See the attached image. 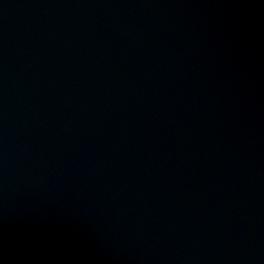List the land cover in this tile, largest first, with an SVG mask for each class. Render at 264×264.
Listing matches in <instances>:
<instances>
[{
    "label": "water",
    "instance_id": "obj_1",
    "mask_svg": "<svg viewBox=\"0 0 264 264\" xmlns=\"http://www.w3.org/2000/svg\"><path fill=\"white\" fill-rule=\"evenodd\" d=\"M0 264H264V0H0Z\"/></svg>",
    "mask_w": 264,
    "mask_h": 264
}]
</instances>
